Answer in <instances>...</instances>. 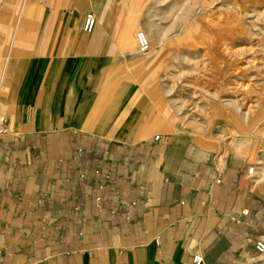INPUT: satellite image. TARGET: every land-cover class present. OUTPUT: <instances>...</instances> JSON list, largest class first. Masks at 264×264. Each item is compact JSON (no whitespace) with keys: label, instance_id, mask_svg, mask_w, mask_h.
<instances>
[{"label":"crops","instance_id":"crops-1","mask_svg":"<svg viewBox=\"0 0 264 264\" xmlns=\"http://www.w3.org/2000/svg\"><path fill=\"white\" fill-rule=\"evenodd\" d=\"M124 21L123 0H0V264L252 262L264 176L171 125Z\"/></svg>","mask_w":264,"mask_h":264},{"label":"rangeland","instance_id":"rangeland-1","mask_svg":"<svg viewBox=\"0 0 264 264\" xmlns=\"http://www.w3.org/2000/svg\"><path fill=\"white\" fill-rule=\"evenodd\" d=\"M123 1L124 28L132 25L126 48L139 55L138 87L152 100L158 86L177 131L264 176V0ZM140 31L150 40L145 53Z\"/></svg>","mask_w":264,"mask_h":264},{"label":"built area","instance_id":"built-area-1","mask_svg":"<svg viewBox=\"0 0 264 264\" xmlns=\"http://www.w3.org/2000/svg\"><path fill=\"white\" fill-rule=\"evenodd\" d=\"M96 25H97V18L95 14L88 13L84 19V26H83L84 32L88 34L92 33L95 30ZM136 40L139 51L141 53H145L150 49V41L145 32L143 31L138 32L136 34ZM7 123H8L7 117L0 113V137L7 132ZM158 139L159 136L156 137V140ZM247 242L248 244L253 246L256 254L260 258L264 257V240L257 239L254 237H248ZM193 261L194 264H203L204 257L202 256L201 253H197L193 256ZM248 264H264V259L253 260V262H250Z\"/></svg>","mask_w":264,"mask_h":264},{"label":"bare ground","instance_id":"bare-ground-1","mask_svg":"<svg viewBox=\"0 0 264 264\" xmlns=\"http://www.w3.org/2000/svg\"><path fill=\"white\" fill-rule=\"evenodd\" d=\"M147 35V34H146ZM148 37V36H147ZM150 41V40H149ZM253 172V169L250 170V173Z\"/></svg>","mask_w":264,"mask_h":264}]
</instances>
